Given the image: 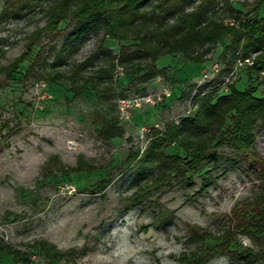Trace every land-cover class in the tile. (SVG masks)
I'll return each instance as SVG.
<instances>
[{"label":"rangeland","instance_id":"1","mask_svg":"<svg viewBox=\"0 0 264 264\" xmlns=\"http://www.w3.org/2000/svg\"><path fill=\"white\" fill-rule=\"evenodd\" d=\"M256 1L217 0V16L223 24L233 22L224 11L229 3L242 13V20L262 18L264 3L254 11ZM50 2L34 0L21 12L0 19V246L20 250L34 264L43 262L33 246L40 241L60 251L58 264H185L183 258H190L199 247V243L189 242L191 232L218 234L224 217L252 198L263 179L248 172L245 163L239 170L229 167L222 159L231 157L229 149L222 148L218 164H206L189 188L182 186L180 178L157 189L137 186L135 180L152 130H163L191 111L199 89L225 70L231 54L224 57L223 50L231 38L218 41L201 64L178 54L159 57L156 66L163 73L147 83L117 67L108 101L101 100L90 86L73 98L68 82L49 84L42 70L53 58L49 49H59L71 31L67 23L44 37L10 77L5 71L26 51L30 36L44 27L43 10ZM4 3L0 0V15ZM100 43L101 35L86 36L59 71H67L97 52ZM130 44L107 39L104 47L116 58L120 47ZM36 56L41 57L42 65L35 64L28 71ZM256 58L253 54L248 64L229 66L218 94H227V87L233 85L239 91L252 90L255 96H263L264 73L251 70ZM104 62L98 59L94 65ZM214 65L219 70L215 75L211 74ZM204 74L208 79H203ZM149 96L154 105L141 103L128 110L127 118L121 116L120 99ZM103 117L116 120L123 137L101 139L97 127ZM255 149L264 159L263 132L257 133ZM136 152L138 159L127 164L129 154ZM165 153L183 157L175 146ZM82 163L92 169L72 171ZM204 175L217 180L206 191L201 190ZM134 199L140 207L130 208ZM161 209L170 220L167 225L156 222ZM238 242L256 250L245 236L239 235ZM0 264L21 263L0 253ZM206 264L241 263L231 253H220Z\"/></svg>","mask_w":264,"mask_h":264},{"label":"trees","instance_id":"2","mask_svg":"<svg viewBox=\"0 0 264 264\" xmlns=\"http://www.w3.org/2000/svg\"><path fill=\"white\" fill-rule=\"evenodd\" d=\"M33 2L5 0L0 19L21 12ZM262 3L264 0H257L252 10L256 11ZM218 5L217 0H51L43 10L44 27L30 36L26 51L5 71L10 77L44 37L54 35L60 24L67 23L72 29L59 49L55 46L49 49L53 58L42 68L43 79L49 84L68 82L73 98L79 97L85 86H90L101 100L108 101L117 67L125 75L138 76L147 83L163 73L156 66L159 57L178 54L186 61L201 64L207 61L218 41L230 37V44L223 50L224 57L231 54L225 70L199 89L191 111L178 122L167 124L163 130H152L151 142L140 160L141 170L135 183L145 189H157L170 186L174 179L180 178L182 186L189 188L195 174L206 164H218L222 148L229 149L231 157L222 158L229 167L239 170L245 163L248 172L264 181V159L255 149L257 133H264V95L255 96L252 90L239 91L233 85L227 87V94L217 92L222 78L230 73L229 66L237 60L256 54L251 70L264 73V17L242 20V13L226 3L224 11L234 23L226 25L217 16ZM91 34L101 35L99 50L69 70L59 71L84 38ZM107 39L131 44L122 45L114 58L104 47ZM98 59L105 62L95 67L94 62ZM40 62L41 57L36 56L28 71H32L35 64L41 66ZM211 86L213 89L207 90ZM262 87L264 89V81ZM97 129L103 140L124 135L116 120L104 117ZM169 146H175L183 157L165 153ZM138 157L139 152L129 154L127 164H132ZM83 169L91 170L92 167L82 163L72 171ZM154 171L157 173L153 174ZM216 181L202 176L201 190L206 191ZM140 206L137 199L130 203V208ZM159 214L156 222L167 225L170 220L166 212L161 209ZM222 224L216 235L197 229L191 232L189 242L199 243V247L190 258H183L185 264H206L220 253H231L241 264H258L264 260V182L252 198L241 202L226 215ZM239 235L245 236L256 250L239 244ZM33 246L43 259L40 264L59 263L61 253L53 244L40 241ZM0 253L13 256L21 264H34L20 250L0 246Z\"/></svg>","mask_w":264,"mask_h":264},{"label":"built area","instance_id":"3","mask_svg":"<svg viewBox=\"0 0 264 264\" xmlns=\"http://www.w3.org/2000/svg\"><path fill=\"white\" fill-rule=\"evenodd\" d=\"M233 25V22H230ZM230 24V25H231ZM250 61V58L244 59V60H237L236 61V65L238 66H243V64H248ZM212 73L211 74H217L219 72L218 68L216 65L213 66L212 68ZM261 74L263 75V73L261 72ZM203 79H208V75L204 74L203 75ZM141 103H149L150 105H154L155 102L152 100V97H146V98H137V99H127V98H123L120 99L118 101V105H119V111L121 116H126V118L128 117V110L132 109L133 107H141Z\"/></svg>","mask_w":264,"mask_h":264}]
</instances>
